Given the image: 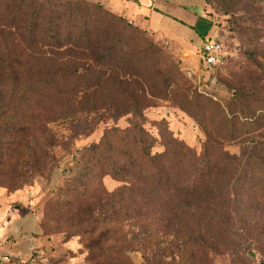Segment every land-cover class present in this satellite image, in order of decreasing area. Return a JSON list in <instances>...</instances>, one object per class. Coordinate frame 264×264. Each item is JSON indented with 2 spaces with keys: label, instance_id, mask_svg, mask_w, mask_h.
<instances>
[{
  "label": "trees",
  "instance_id": "obj_1",
  "mask_svg": "<svg viewBox=\"0 0 264 264\" xmlns=\"http://www.w3.org/2000/svg\"><path fill=\"white\" fill-rule=\"evenodd\" d=\"M1 28L0 182L49 175L63 138L105 125L97 142L72 154L65 195L50 202L68 236H90L87 262L132 264L127 254L152 247L142 264L257 247L240 236L241 200L264 206L260 99L238 87L220 105L177 90L204 140L199 151L166 129L157 140L144 128L145 111L179 83L160 71L153 33L94 0H0ZM59 122L68 136L53 129ZM106 176L120 186L90 184ZM163 238L170 245L159 251Z\"/></svg>",
  "mask_w": 264,
  "mask_h": 264
},
{
  "label": "rangeland",
  "instance_id": "obj_2",
  "mask_svg": "<svg viewBox=\"0 0 264 264\" xmlns=\"http://www.w3.org/2000/svg\"><path fill=\"white\" fill-rule=\"evenodd\" d=\"M206 2L217 29V41L236 51V54L218 71L207 72L197 57L183 54L176 43L147 33V37L159 47L156 52H158L157 63L160 71L179 84L175 89L173 88L167 99L155 101L145 111L147 121L144 128L157 140L160 130L166 129L174 138L198 151L204 140V134L190 115L178 105L179 98L175 94L177 90L182 89V92L188 90L189 97L191 92H196V95L212 98L213 101L223 105L224 101L231 97L232 89L239 87L246 90L252 102H258L260 99L258 106L262 104L264 106V0H206ZM131 22L144 28L142 24ZM0 31L7 33L4 28ZM18 48L21 49L19 45ZM24 59L28 64L30 55L27 52L24 53ZM209 110L215 114L217 108L214 106ZM126 123L125 118H122L117 125L125 127ZM261 125L264 127V123ZM104 127V124H100L90 133L83 132L69 139L63 138V146L55 151L53 171L49 175L45 173V176L39 177L22 174L18 181L9 179L0 182V202L12 201L16 207L30 209L43 222L42 232L49 237L48 245L32 252L23 262L17 261L15 264H91L86 260V245L90 236L87 234L68 236L64 226H60V220L53 213L50 202L56 195L62 197L65 195L67 188L65 180L69 177L68 168L72 154L97 142ZM53 129L63 136H68V131L61 122ZM263 135V132L258 133V138ZM160 150L157 145L153 149L154 152ZM225 150L231 154L239 153L238 148L233 145H226ZM0 157L3 156L0 154ZM97 183L108 192L120 186L108 176L90 182L92 185ZM245 195L248 196L249 193ZM241 207L242 215L245 217V220H242L245 230L240 236V241L246 240L257 246L249 254L245 250L246 252H236L235 254L239 255L232 256L234 252L228 251L213 258L205 253L198 255L194 252L185 261L178 257L157 256L155 264H264V206L258 201L257 209L255 205L249 203L248 198L244 197L241 200ZM170 240L164 238L160 240L159 251L167 248ZM224 242L229 244L228 241ZM175 245L176 243L173 242L172 246ZM151 249L135 251L127 256L132 264H142L145 261L144 254L149 258L152 257ZM168 251L174 252L175 248H170Z\"/></svg>",
  "mask_w": 264,
  "mask_h": 264
},
{
  "label": "crops",
  "instance_id": "obj_3",
  "mask_svg": "<svg viewBox=\"0 0 264 264\" xmlns=\"http://www.w3.org/2000/svg\"><path fill=\"white\" fill-rule=\"evenodd\" d=\"M111 11L142 24L150 33L176 43L183 54L197 57L201 43L218 40L206 0H95ZM40 219L12 201L0 202V264H15L48 245Z\"/></svg>",
  "mask_w": 264,
  "mask_h": 264
},
{
  "label": "built area",
  "instance_id": "obj_4",
  "mask_svg": "<svg viewBox=\"0 0 264 264\" xmlns=\"http://www.w3.org/2000/svg\"><path fill=\"white\" fill-rule=\"evenodd\" d=\"M235 54L236 51L230 50L217 40H206L201 43L197 58L206 71L212 73L216 69L224 67Z\"/></svg>",
  "mask_w": 264,
  "mask_h": 264
},
{
  "label": "water",
  "instance_id": "obj_5",
  "mask_svg": "<svg viewBox=\"0 0 264 264\" xmlns=\"http://www.w3.org/2000/svg\"><path fill=\"white\" fill-rule=\"evenodd\" d=\"M251 256H253V254H251Z\"/></svg>",
  "mask_w": 264,
  "mask_h": 264
}]
</instances>
